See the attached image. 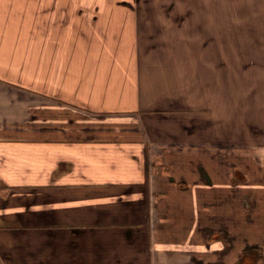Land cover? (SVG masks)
I'll return each mask as SVG.
<instances>
[{"label":"crops","instance_id":"1","mask_svg":"<svg viewBox=\"0 0 264 264\" xmlns=\"http://www.w3.org/2000/svg\"><path fill=\"white\" fill-rule=\"evenodd\" d=\"M121 1L0 0V177L8 222L33 225L5 256L238 264L264 240V136L202 98V57L184 51L213 38L202 11ZM241 114L264 128V113Z\"/></svg>","mask_w":264,"mask_h":264},{"label":"rangeland","instance_id":"2","mask_svg":"<svg viewBox=\"0 0 264 264\" xmlns=\"http://www.w3.org/2000/svg\"><path fill=\"white\" fill-rule=\"evenodd\" d=\"M121 3L132 6L138 1L122 0ZM139 7L202 11V35L213 38L202 41V46L192 44L190 49H184L185 55H189L192 61L202 57V98L208 93V98L222 99L224 106L220 109L225 106L231 108L229 105L233 104L232 109L239 112L237 124H240L241 134L264 136L263 127L257 123L254 125L250 120L248 122L241 114L252 109L256 113H264V0H142ZM207 10L218 12L221 16L209 15ZM215 19L216 26L212 27L209 21L213 23ZM176 52L178 55L183 53L178 49ZM197 65L191 63V70L194 71ZM214 93L222 95L215 97L212 96ZM3 179L7 177H0V264H10L5 253L16 248V241L12 238L14 230L19 233L24 230L21 228L33 225L8 222L13 215L9 210L13 208L8 206V198L13 191ZM245 208L241 206L239 210Z\"/></svg>","mask_w":264,"mask_h":264},{"label":"flooded vegetation","instance_id":"3","mask_svg":"<svg viewBox=\"0 0 264 264\" xmlns=\"http://www.w3.org/2000/svg\"><path fill=\"white\" fill-rule=\"evenodd\" d=\"M246 181L248 180L246 179V176L242 173L241 169L235 167L232 182L240 183ZM213 236L215 239H217L221 237V233H216ZM223 236L227 242H231H226L228 246L234 245L236 237L233 236L231 240H228V237L226 235ZM245 243L246 244H244V246L240 249L241 254L238 264H264V240L247 241Z\"/></svg>","mask_w":264,"mask_h":264}]
</instances>
